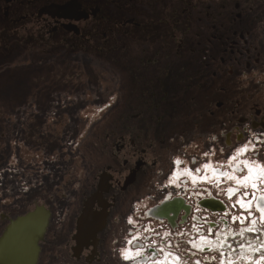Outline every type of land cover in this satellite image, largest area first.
<instances>
[{"label":"flooded vegetation","instance_id":"flooded-vegetation-1","mask_svg":"<svg viewBox=\"0 0 264 264\" xmlns=\"http://www.w3.org/2000/svg\"><path fill=\"white\" fill-rule=\"evenodd\" d=\"M21 48L32 66L37 57L57 53L121 69L129 73L125 101L132 102V110L120 108L104 130L95 159L76 157L69 173L63 163L68 154L58 145L79 131L80 122L74 112L48 109L47 85L35 84L29 95L0 108L1 159L50 161L58 165L57 178L67 177L50 195L65 204L56 211L41 203L49 220L37 264L40 257H66L64 264H147L163 255L160 246L195 257L187 242L196 234L193 196L213 192L214 177L239 183L232 166L242 162L238 155L264 147V0H0V57ZM201 87L204 99L189 95ZM184 102L209 117L220 113L224 121L208 131L194 120L182 125ZM233 145L246 151L222 172ZM244 162L249 180L264 178V165ZM262 197L255 193L252 207L264 215ZM202 204L222 206L213 197ZM10 219L12 212H1L0 235ZM226 243L221 236L211 245L229 252L220 264L231 254Z\"/></svg>","mask_w":264,"mask_h":264},{"label":"rangeland","instance_id":"rangeland-1","mask_svg":"<svg viewBox=\"0 0 264 264\" xmlns=\"http://www.w3.org/2000/svg\"><path fill=\"white\" fill-rule=\"evenodd\" d=\"M31 58V54L24 49H15L9 57H0V108H2V106L4 107V104L10 105L13 104L14 101H17L16 99L20 98L18 94L29 95L31 90L36 86L37 88H40V86L43 88L44 85H47L51 94V105L48 109L53 112L56 110L74 112L80 122L79 131L74 134L68 133L67 138L61 140L63 143L61 142V144L58 145V151L63 152V147L65 148L64 152L68 154L67 160H65V162L63 161V163L67 165V171H71L72 168L76 167V157L80 155H82L85 160H94L97 155L96 150H98L99 142L103 140L104 130L108 128V125H110L114 117H120L117 116V112L120 108L132 110V108L129 107V104L132 102L125 101L128 99L127 94L129 93L127 79L129 78V73L126 74V72L121 69L101 63L97 64L94 62L84 65L79 62L80 59H75V57H64V59H61L57 53L47 58L37 57L35 60L36 65L33 66L30 63ZM201 88V90L195 89L196 91L192 89L189 95L195 94L198 100L199 98L200 100L204 99L205 90L203 88L205 87ZM3 97L7 98L5 102H3ZM24 98H26V96ZM188 98L187 96L186 99ZM183 104V117H181L182 125L185 124V126L189 127L194 120L197 122L198 126L199 124L202 125V130L208 131L211 123H213L214 126H219L224 121L220 113L209 117L204 114L203 110H201L202 113H200L199 109L194 111L187 103L184 102ZM46 125H48L47 118ZM196 129L200 128L197 127ZM1 132L2 130L0 128V135ZM54 135L61 136L60 133H53V136ZM79 142H81V145L78 147L77 143ZM1 146L0 143V214L2 211L12 212V218H15L31 209L36 203L40 205L41 203L47 205L51 204L56 211L59 210L60 207L65 204L64 198L57 196L53 199L50 195L54 194V190H59L61 186H65L64 181H66L67 177L63 174V177L60 176L57 178V176L60 175L57 168L58 165L56 166L55 163L50 161H45L46 164L37 162L36 165H34V163H27L25 159H20L16 162L15 159H7V157L3 161V159H1V152L3 151ZM234 146L235 145L228 147V160L226 162L227 164L222 167V172L228 171L231 167L230 163L233 161L230 157H234V155L242 149H237V146ZM257 147L258 148H255L256 150L252 149L246 155H238V157L242 156V162H238V164L235 163L232 166L238 167L239 170L236 171L238 173L243 171L239 173L240 181L237 183L234 180L228 179L225 186H231V184L232 186L245 185V180L248 179L249 173L246 170L247 167H245L246 163L244 160H247L250 165L254 164L255 167H258V163L262 160L264 165V157L262 154L264 147ZM240 167H243L244 170ZM48 169H51V173L55 174L54 176L56 178L54 176L49 177L48 174H45L50 173ZM223 179H225V177ZM217 182L220 183L219 181ZM199 183L205 184L206 182L198 181V184ZM257 184L259 185V191L261 193L264 192V178L259 179ZM212 186L213 192H223L222 187V189L219 188V190H217L215 184ZM245 187L251 192L248 186H242L240 190L244 191ZM199 194L203 196L208 193H196V195ZM227 204L230 208L228 212L229 218L240 215L241 211L237 208H233L234 200H229ZM248 211H250V209L245 211V216L250 217V219L247 218L246 220L249 224L257 214L251 216V212L249 213ZM4 224L5 222L0 220V228ZM237 226V223H235L234 227ZM261 226L264 227V220ZM47 252L48 247H46L45 253ZM215 254L214 257L217 260L219 256L217 253ZM65 258L66 257H40L39 264H64L66 263ZM206 264H216V262Z\"/></svg>","mask_w":264,"mask_h":264},{"label":"built area","instance_id":"built-area-1","mask_svg":"<svg viewBox=\"0 0 264 264\" xmlns=\"http://www.w3.org/2000/svg\"><path fill=\"white\" fill-rule=\"evenodd\" d=\"M249 150H252V148H250ZM262 154L264 157V151ZM258 164L260 166L263 165L262 160ZM240 168L242 169V167ZM220 177V183L217 182L216 177H214L211 182L212 184H215L217 186V190L222 187V193L208 192L207 195L203 196H201L200 194L195 195L193 196V202L189 203L192 205L196 214V221L193 222V228L196 234L194 236L191 233L190 238L187 240V242L196 251V256L179 257L177 254H174L167 249H163L162 246H160L159 248L161 249L163 255H160L159 257L149 258L147 264H161L166 260H172L175 258L177 259L176 264H178L180 261L181 263L183 262V264H196L197 259H200L202 264L212 262L220 264L223 260L225 251L223 250L224 252L221 253L215 248H212L211 245L217 240V238L221 236H225V238L227 239L225 248H229L231 250V254L237 255V257H232L231 254L226 255L227 264H264V227L261 226V223L264 220V215H262L255 206L252 207L255 193H261L259 191V185L257 184L261 177H256L254 180L248 179V182L247 180H245V185L241 184L238 186H232V184L231 186H225L226 184L223 183V181H225L223 180L225 176ZM253 184H255L256 187H253ZM242 186H248V188L251 189V192L247 189V187H245L244 191H241L240 188H242ZM229 189H237V191L234 195L230 196L228 192ZM261 194L263 196L262 198H264V192H262ZM212 197L218 199L221 202L222 206L219 205L221 207L218 206V208H213L211 206H208V204H202L203 200H207ZM229 200H234L233 208H237L242 212H240L239 216H233V218L228 217L230 208L228 207L227 203L229 202ZM241 201L243 202V206H241ZM247 202L250 206H245ZM249 209L250 211L248 212H251V216H254L255 214H257V216L252 219L251 223L248 224L246 220L247 218L250 219V217L245 216V211ZM235 223H237V227H234ZM235 235H239V238L236 239ZM197 243L207 244L206 248H204V250L199 249L198 246H196ZM252 248H256V250L252 251ZM243 250L246 251L245 256L241 255L240 253ZM215 253H217L219 256L217 260L214 257Z\"/></svg>","mask_w":264,"mask_h":264},{"label":"water","instance_id":"water-1","mask_svg":"<svg viewBox=\"0 0 264 264\" xmlns=\"http://www.w3.org/2000/svg\"><path fill=\"white\" fill-rule=\"evenodd\" d=\"M48 220L49 211L42 205L10 219L0 235V264H37Z\"/></svg>","mask_w":264,"mask_h":264},{"label":"snow or ice","instance_id":"snow-or-ice-1","mask_svg":"<svg viewBox=\"0 0 264 264\" xmlns=\"http://www.w3.org/2000/svg\"><path fill=\"white\" fill-rule=\"evenodd\" d=\"M244 151H246V147H245L244 149H241V150H240V153H243ZM205 155H207V154H205ZM230 159H235V157H230ZM180 163H181V161H179V160L176 161V164L179 165ZM246 163H247V162H246ZM204 167L207 168L208 165L206 164V165H204ZM249 170L251 171V169H249ZM196 171L198 172L199 169H197ZM213 171H218V170L213 169ZM246 179H247V178H246ZM252 186H253V187H256L255 184H253ZM236 191H237V189H229V190H228L230 196H231V195H234ZM261 199L264 200V198H261ZM241 206H243V202H242V201H241ZM259 207H260L261 212H264V205H259ZM129 222L131 223V219L129 220ZM166 235H167V234H166ZM129 243H131V241H129ZM127 258H128V257L125 256V259H127Z\"/></svg>","mask_w":264,"mask_h":264},{"label":"bare ground","instance_id":"bare-ground-1","mask_svg":"<svg viewBox=\"0 0 264 264\" xmlns=\"http://www.w3.org/2000/svg\"><path fill=\"white\" fill-rule=\"evenodd\" d=\"M257 245V244H256ZM256 250V248H252V251H255ZM227 254H229V252H228V250H226L225 251ZM241 253V255H243V256H245L246 255V251L245 250H243L242 252H240ZM10 255L12 256V257H14L15 256V252H11L10 253Z\"/></svg>","mask_w":264,"mask_h":264}]
</instances>
